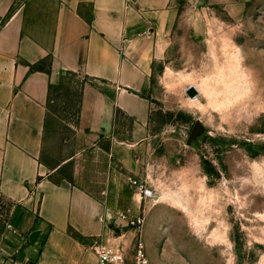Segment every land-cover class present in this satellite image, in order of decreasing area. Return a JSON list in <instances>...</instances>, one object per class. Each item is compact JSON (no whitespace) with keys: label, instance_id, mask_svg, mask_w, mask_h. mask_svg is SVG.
I'll list each match as a JSON object with an SVG mask.
<instances>
[{"label":"rangeland","instance_id":"rangeland-1","mask_svg":"<svg viewBox=\"0 0 264 264\" xmlns=\"http://www.w3.org/2000/svg\"><path fill=\"white\" fill-rule=\"evenodd\" d=\"M87 82L66 74L51 88L50 158L76 156L65 174L110 213L101 246L131 257L140 216L149 264H264V0L182 1L153 72L148 141L126 167L78 128Z\"/></svg>","mask_w":264,"mask_h":264},{"label":"crops","instance_id":"crops-1","mask_svg":"<svg viewBox=\"0 0 264 264\" xmlns=\"http://www.w3.org/2000/svg\"><path fill=\"white\" fill-rule=\"evenodd\" d=\"M182 1L0 0V264H98L111 216L78 171L65 174L76 156L52 164L50 91L86 78L80 132L91 152L130 165Z\"/></svg>","mask_w":264,"mask_h":264},{"label":"built area","instance_id":"built-area-1","mask_svg":"<svg viewBox=\"0 0 264 264\" xmlns=\"http://www.w3.org/2000/svg\"><path fill=\"white\" fill-rule=\"evenodd\" d=\"M133 184L141 191H144V186L138 181H134ZM5 207L0 204V218H3ZM131 226L135 228L137 234L136 242L132 250L131 257L126 255V252L119 249H113L107 246H101L98 249L97 257L98 264H149V258L145 248V244L141 237V230L144 227L145 220L142 217H137L130 222Z\"/></svg>","mask_w":264,"mask_h":264},{"label":"water","instance_id":"water-1","mask_svg":"<svg viewBox=\"0 0 264 264\" xmlns=\"http://www.w3.org/2000/svg\"><path fill=\"white\" fill-rule=\"evenodd\" d=\"M187 95L190 97V98H196V96L198 95V90L191 86L187 89ZM204 132V127L203 125L201 124L200 121H197L194 128H193V131L190 135V138H189V144L194 140L196 139L200 134H202ZM35 234L32 235V238H34Z\"/></svg>","mask_w":264,"mask_h":264},{"label":"trees","instance_id":"trees-1","mask_svg":"<svg viewBox=\"0 0 264 264\" xmlns=\"http://www.w3.org/2000/svg\"><path fill=\"white\" fill-rule=\"evenodd\" d=\"M36 69H37L38 71H44V70H45V67L42 66V65H39V66L36 67ZM250 153H251L252 155H254V156L259 155V152H257V151H250Z\"/></svg>","mask_w":264,"mask_h":264},{"label":"bare ground","instance_id":"bare-ground-1","mask_svg":"<svg viewBox=\"0 0 264 264\" xmlns=\"http://www.w3.org/2000/svg\"><path fill=\"white\" fill-rule=\"evenodd\" d=\"M193 87H194V86H193ZM195 88H197V87H195ZM197 89L200 91L199 88H197ZM191 100H192V101H196L197 99L191 98Z\"/></svg>","mask_w":264,"mask_h":264}]
</instances>
